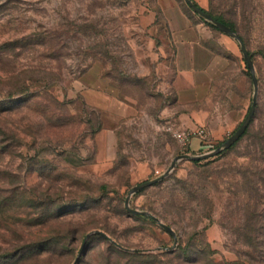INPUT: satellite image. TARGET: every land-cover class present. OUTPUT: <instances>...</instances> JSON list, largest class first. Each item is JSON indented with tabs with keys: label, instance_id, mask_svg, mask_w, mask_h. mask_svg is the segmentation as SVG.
I'll return each instance as SVG.
<instances>
[{
	"label": "rangeland",
	"instance_id": "374dc122",
	"mask_svg": "<svg viewBox=\"0 0 264 264\" xmlns=\"http://www.w3.org/2000/svg\"><path fill=\"white\" fill-rule=\"evenodd\" d=\"M192 1L243 39L257 79L248 133H264V0ZM169 14L219 59L185 103L172 83ZM205 21L185 0H0V264H264V210L249 219L241 195L238 171L256 163L247 136L180 158L130 194L131 208L175 237L124 206L131 187L186 153L167 125L203 128L187 152L201 155L249 110L254 85L239 43ZM99 77L128 114L86 102L83 87Z\"/></svg>",
	"mask_w": 264,
	"mask_h": 264
},
{
	"label": "crops",
	"instance_id": "0c3cea01",
	"mask_svg": "<svg viewBox=\"0 0 264 264\" xmlns=\"http://www.w3.org/2000/svg\"><path fill=\"white\" fill-rule=\"evenodd\" d=\"M159 3L162 8H171L169 5ZM167 17L175 47L176 74L172 83L178 102L185 103L188 100L186 97L190 95L199 97L201 95L211 78L218 72L217 63L219 59L210 49L201 44L199 32L195 26L185 19L177 18L176 15L169 14ZM94 82L95 85H86L82 90L89 105L103 110L111 106H118L121 110L110 109L114 115L124 116L129 113L130 107L127 104L118 103L116 100L112 102L115 98L108 90H105L107 81L104 78L99 77ZM109 137L107 132L104 133L103 130L96 134L98 145L102 147V150L108 145Z\"/></svg>",
	"mask_w": 264,
	"mask_h": 264
},
{
	"label": "water",
	"instance_id": "95a60500",
	"mask_svg": "<svg viewBox=\"0 0 264 264\" xmlns=\"http://www.w3.org/2000/svg\"><path fill=\"white\" fill-rule=\"evenodd\" d=\"M185 2L191 8V10L193 12H195L198 16H200L202 19L210 22L214 27H216L220 31L230 35L231 37L235 38L238 41L243 59H244L245 64H246V66H247V68L251 74V77H252V81H253V85H254V94L252 96L251 104H250V107H249V110H248L246 116L244 117V119L242 120L240 125L236 128V130L223 142V144L221 146H219L218 148H216L212 152L201 154V155L179 154V155L175 156L173 158L171 164L167 168V170L165 172H163L160 176H158L152 180H147V181H144V182H141L139 184L134 185L133 187L130 188L128 194L126 195L125 200H124V206L128 212H130L132 214H144V215L152 218L164 230H166L167 232L172 234L174 237H175L174 231L168 224H165L164 222L160 221L156 216H153L148 212L139 211V210L131 208L128 204L130 194L132 192H135V191L143 188V187H146L148 185L153 184L157 180H160L162 177H164L172 169L176 160H178L180 158L199 159V158L207 157L209 155L216 154L221 149L229 147L232 143H234L241 136V134L244 132L245 128L248 126V124H249V122H250V120L254 114V110H255V106H256V99H257V79H256V76L254 73V67H253L252 59H251V56H250L248 50L246 49L244 42L240 38V36L234 30H232L230 27H228L224 23L218 21L217 19L213 18L207 11H205L202 8H200L199 6H197L192 0H185ZM111 241L115 245L119 246L115 241H113V240H111ZM75 262H76V259L72 262V264H75Z\"/></svg>",
	"mask_w": 264,
	"mask_h": 264
},
{
	"label": "trees",
	"instance_id": "16d2710c",
	"mask_svg": "<svg viewBox=\"0 0 264 264\" xmlns=\"http://www.w3.org/2000/svg\"><path fill=\"white\" fill-rule=\"evenodd\" d=\"M208 13L213 18L217 19L218 21L230 27L232 30H234L239 35V33L237 32V30L235 29L232 23L225 21L220 16L213 15L210 12ZM205 22L213 26L210 22H207V21ZM55 35L56 34H54V36ZM41 43L44 44V41L41 40ZM51 49L52 48H50V50ZM255 109H256V106H255ZM254 114H255V110H254ZM254 114L248 126L245 128L244 132L241 134V136L234 143H232L229 147H226V148H232L236 144V142L242 139L244 136H247L248 138L251 139L252 146L250 148V152L252 155V161L256 163H253V165H251L250 168H247L243 171L239 170L238 172L242 179L241 187L244 189V191L241 193V195L246 202V206H247L246 208L250 209L249 206L251 205L254 210V213L252 211L248 212L249 219L250 218L253 219L255 217V220H258L257 217L259 216L260 218L263 215L261 211L264 210V208L262 209V206H264V133H258V132L257 133L255 132L254 134L248 133L249 125L253 121ZM197 161L198 160H196L195 162ZM245 184H248V186H246ZM260 214L262 215L260 216Z\"/></svg>",
	"mask_w": 264,
	"mask_h": 264
},
{
	"label": "built area",
	"instance_id": "2783aa9c",
	"mask_svg": "<svg viewBox=\"0 0 264 264\" xmlns=\"http://www.w3.org/2000/svg\"><path fill=\"white\" fill-rule=\"evenodd\" d=\"M166 129L176 140L181 151L186 152L184 154H187L191 145L192 138L201 137L204 134V130L201 127L196 128L195 130H190L182 126L167 125Z\"/></svg>",
	"mask_w": 264,
	"mask_h": 264
}]
</instances>
